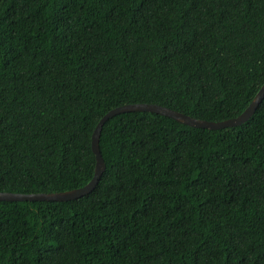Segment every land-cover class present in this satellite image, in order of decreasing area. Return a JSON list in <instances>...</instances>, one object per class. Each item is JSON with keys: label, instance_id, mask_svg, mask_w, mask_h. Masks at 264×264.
<instances>
[{"label": "trees", "instance_id": "16d2710c", "mask_svg": "<svg viewBox=\"0 0 264 264\" xmlns=\"http://www.w3.org/2000/svg\"><path fill=\"white\" fill-rule=\"evenodd\" d=\"M264 84V0H0V192L93 177L110 110L220 122ZM96 187L0 201V264H264V98L238 126H102Z\"/></svg>", "mask_w": 264, "mask_h": 264}, {"label": "water", "instance_id": "95a60500", "mask_svg": "<svg viewBox=\"0 0 264 264\" xmlns=\"http://www.w3.org/2000/svg\"><path fill=\"white\" fill-rule=\"evenodd\" d=\"M264 98V84L260 87L259 91L254 96L253 100L247 106V108L237 117L220 121V122H211L200 119H195L184 115L180 112L171 110L167 107H163L156 104H147V103H135L122 105L116 107L106 113L100 121L96 124L92 136H91V150L95 158V168L93 177L91 180L84 185L83 187L72 189L69 191L59 192V193H11V192H0V201L7 202H22V201H69L84 195L89 194L97 185L101 175L105 171V165L99 151V137L102 126L104 123L111 117L126 113V112H149L158 114L164 117L173 119L174 121L187 125L193 128L199 129H208V130H218L226 127L238 126L246 122L255 112L258 105Z\"/></svg>", "mask_w": 264, "mask_h": 264}]
</instances>
